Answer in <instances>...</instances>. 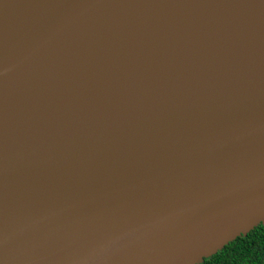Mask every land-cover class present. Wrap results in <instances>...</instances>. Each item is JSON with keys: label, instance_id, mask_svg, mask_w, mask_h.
Returning a JSON list of instances; mask_svg holds the SVG:
<instances>
[{"label": "water", "instance_id": "obj_1", "mask_svg": "<svg viewBox=\"0 0 264 264\" xmlns=\"http://www.w3.org/2000/svg\"><path fill=\"white\" fill-rule=\"evenodd\" d=\"M264 224V0H0V264H202Z\"/></svg>", "mask_w": 264, "mask_h": 264}, {"label": "trees", "instance_id": "obj_2", "mask_svg": "<svg viewBox=\"0 0 264 264\" xmlns=\"http://www.w3.org/2000/svg\"><path fill=\"white\" fill-rule=\"evenodd\" d=\"M202 264H264V224L238 237Z\"/></svg>", "mask_w": 264, "mask_h": 264}]
</instances>
